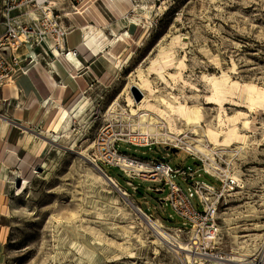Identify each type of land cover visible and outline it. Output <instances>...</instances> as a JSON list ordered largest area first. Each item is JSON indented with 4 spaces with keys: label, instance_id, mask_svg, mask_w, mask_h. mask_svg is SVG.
I'll use <instances>...</instances> for the list:
<instances>
[{
    "label": "rangeland",
    "instance_id": "obj_1",
    "mask_svg": "<svg viewBox=\"0 0 264 264\" xmlns=\"http://www.w3.org/2000/svg\"><path fill=\"white\" fill-rule=\"evenodd\" d=\"M49 1L56 3L60 25L75 44L82 35L106 43L98 51L104 73L95 79L96 72L90 71L93 82L85 103L76 111L65 108L71 115L62 126L39 135L48 148L37 163L26 172L18 170L20 178L11 179L17 189L26 180L27 189L20 195L13 191L0 215L5 232L0 264H191L186 252L177 253L156 236L146 216L122 194L187 244L190 232L177 230L184 226L183 219L169 202L164 206L161 202L168 185L157 191L155 187L163 183L136 179L134 191L119 167L102 165L120 191L83 157L82 151L93 157L97 132L116 101L122 103L118 110L128 113L138 106L127 107L126 101L152 108L168 130L185 141V149L203 133L181 112L189 116L194 105L202 108L201 125L216 132L212 138L204 137L213 148V160L199 154L209 169L226 160L238 181L222 199L221 232L211 246L212 256L243 255L250 264H264V0ZM52 49L50 42L39 48L40 63L54 61ZM75 68L78 73L87 67L78 63ZM134 86L145 90L146 98L143 93L136 101ZM170 95L176 101L167 102V107L157 100ZM135 117L138 122V114ZM244 117L250 120L245 127ZM167 138L157 137L172 140ZM169 142L151 146L119 142L117 147L139 158L163 159L174 169L194 170L196 175L188 182L173 176L187 194L194 179L219 188L220 180L204 171L188 151L167 148ZM230 150L237 152L232 159L225 152ZM191 200L201 209L196 194ZM191 255L195 264H237Z\"/></svg>",
    "mask_w": 264,
    "mask_h": 264
},
{
    "label": "built area",
    "instance_id": "obj_2",
    "mask_svg": "<svg viewBox=\"0 0 264 264\" xmlns=\"http://www.w3.org/2000/svg\"><path fill=\"white\" fill-rule=\"evenodd\" d=\"M0 2L4 17V30L0 33V88L11 85L17 75L26 74L31 66L38 64L40 57L36 50L48 46V42L52 44L53 55L56 50L60 52L67 50L65 55L71 53L67 47L69 33L60 25L58 20L60 17L54 12L55 2V4L49 0H0ZM73 54L77 56L76 50ZM50 63L47 62L48 65ZM130 105L131 103L126 101V106ZM111 107L114 110L108 114L107 122L100 127L95 137L92 160L101 167L102 165L119 167L127 177V185L134 191L138 190V185L134 183L136 179L163 183L155 187L157 191H163L164 186L168 185L169 192L161 202L163 206L166 204L165 201L169 202L175 213L183 219L184 226H178L177 230L181 233L184 229L190 232V239L186 244L188 251L196 257L212 256L211 246L217 242L221 232L218 217L222 199L238 185L231 171V164L224 160L220 166L209 169L205 166L206 158L202 154L190 148L185 149L180 140L174 139L169 142L166 139H157L147 128L138 124L135 114L124 112L125 110L119 111L118 109L122 108L121 102L116 101ZM119 142L136 146L169 142V146L188 151L199 164L203 165L202 169L220 180L221 184L216 188L204 180L194 179L191 182L192 187L189 188L190 194H187L175 182L173 176L178 174L188 182L196 175L194 170L174 169L163 159H143L130 155L118 149ZM135 164L143 168L137 170L133 167ZM193 194L197 195L201 209L192 202ZM146 215L150 219L153 216L147 213Z\"/></svg>",
    "mask_w": 264,
    "mask_h": 264
},
{
    "label": "crops",
    "instance_id": "obj_3",
    "mask_svg": "<svg viewBox=\"0 0 264 264\" xmlns=\"http://www.w3.org/2000/svg\"><path fill=\"white\" fill-rule=\"evenodd\" d=\"M3 21L0 2V33L4 30ZM80 37L78 44L67 38V47L72 53L76 50V63L64 59L67 50H56L49 66L39 62L26 74L17 75L11 85L0 88V215L17 189L11 179L20 178L18 170L28 171L48 148L39 135L56 131L58 117L65 108L73 111L85 103L86 90L93 82L88 78L90 71L96 72L95 79L104 73V58L98 51L106 43L94 41L98 48L95 51L85 36ZM78 63L87 67L86 70L75 73ZM2 228L0 224V241L5 236Z\"/></svg>",
    "mask_w": 264,
    "mask_h": 264
},
{
    "label": "bare ground",
    "instance_id": "obj_4",
    "mask_svg": "<svg viewBox=\"0 0 264 264\" xmlns=\"http://www.w3.org/2000/svg\"><path fill=\"white\" fill-rule=\"evenodd\" d=\"M137 7V6H136ZM38 15L41 17L40 12H38ZM89 45H91V47L93 48V50L98 51L97 46L94 44L93 41L88 40ZM62 57V56H61ZM64 59L67 60V62H77L78 61V57L76 55H74L72 52L69 55H65L64 54ZM143 93L145 95L146 98V94L147 92L145 90H143ZM158 102L161 105H164L165 107H167L166 103H172L175 102V96L174 95H170L168 98L166 97H159ZM132 104V103H131ZM135 104H137L138 107L136 108H132L130 113L137 115L138 114V124L144 128H147V130L153 134L156 138L160 137V138H164L165 136H167V139H177L180 140L182 143H185V141L180 138L178 135H174V133L171 130H168V126L166 124V122L164 121L163 117L158 114L156 111H154L152 108L148 107V106H141L140 103H135L133 102L132 106L134 107ZM249 107L251 109H253L254 107L250 104ZM193 113L189 116H186V114H184V112L182 113V117L184 120L187 121V123H194L197 126H200L202 129V133L203 135L200 136L198 139H196V143L194 145L189 144L188 148L198 152V153H202L203 155H205L207 158H210L211 160L212 157H210L213 148H211V146L209 144L206 143V139L204 138L205 136H210L212 135V133H215L216 131L213 130L212 128H203V126L201 125V112H202V108L200 106H198V104L194 105L193 107ZM77 108L74 109V111H76ZM110 110H114L113 107H111ZM71 115V112L67 109L63 110V112L60 114L59 118H58V122L57 125L55 126V130H57L58 128H60L62 126V124L67 120V118ZM242 115H247V113H242ZM245 118V117H244ZM235 120L234 118L232 119V121ZM163 124V126L167 127V129H163L161 127V125ZM244 127L248 126L250 124V120L249 118H245L243 121ZM196 134H199L198 129H195ZM219 136H221V133H218ZM246 138L247 136L244 135L243 138ZM229 154L230 159H232L237 152H234V150H230V151H225ZM82 153L89 158L90 160H92L91 155L87 152V151H82ZM212 163H207V165L211 166ZM135 169L137 170H141L143 167L139 164H135L133 166ZM27 189V181L24 180L23 184L18 187L17 189V194L20 195L21 193H23L25 190ZM140 208V207H139ZM142 210V209H141ZM142 212L144 213V211L142 210ZM146 218V217H145ZM147 223L150 225V227L154 230L156 236L164 243H166L167 245H169L170 247H173L177 253H181V252H186V258H187V262L191 263V264H195V261H193L192 259V255L190 254V252L187 249L186 244H184L183 242L179 241L174 235H172L171 233L167 232L164 228L163 225L160 223V221L158 219H153V218H146ZM236 237H239V235H237ZM215 258H219V259H224L228 262H236L237 264H250V261H248L247 257H244L243 255H233L229 258H223L220 256H212Z\"/></svg>",
    "mask_w": 264,
    "mask_h": 264
},
{
    "label": "water",
    "instance_id": "obj_5",
    "mask_svg": "<svg viewBox=\"0 0 264 264\" xmlns=\"http://www.w3.org/2000/svg\"><path fill=\"white\" fill-rule=\"evenodd\" d=\"M133 95L136 99V101H140L143 98V92H141L139 90L138 87L134 86L133 87ZM167 148H171L173 151H177L179 150L177 147H171L169 145H167ZM85 158V160L93 167L97 170V172L99 173V175L108 183H110L111 185H113L114 187H116L118 190L122 191L121 188H118V185L115 183V181L113 180V178L108 175L107 172L104 171V169L98 165L96 162L90 160L89 158H87L86 156H83ZM19 183V182H18ZM122 194L124 195V197L126 198L127 202H129V204H131V206L143 217L146 216V218L148 219L146 213H143L141 208L137 207L136 205L133 204V202H131L128 197L126 196V194L124 192H122Z\"/></svg>",
    "mask_w": 264,
    "mask_h": 264
},
{
    "label": "trees",
    "instance_id": "obj_6",
    "mask_svg": "<svg viewBox=\"0 0 264 264\" xmlns=\"http://www.w3.org/2000/svg\"><path fill=\"white\" fill-rule=\"evenodd\" d=\"M108 173V172H107ZM110 176H112L110 173H108Z\"/></svg>",
    "mask_w": 264,
    "mask_h": 264
}]
</instances>
